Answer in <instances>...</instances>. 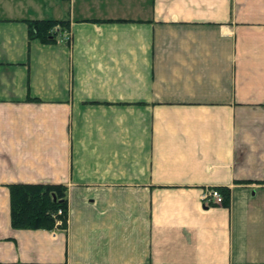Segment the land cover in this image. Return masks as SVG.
I'll use <instances>...</instances> for the list:
<instances>
[{
  "label": "crops",
  "instance_id": "crops-1",
  "mask_svg": "<svg viewBox=\"0 0 264 264\" xmlns=\"http://www.w3.org/2000/svg\"><path fill=\"white\" fill-rule=\"evenodd\" d=\"M17 183L65 226L13 228ZM0 264H264V0H0Z\"/></svg>",
  "mask_w": 264,
  "mask_h": 264
},
{
  "label": "trees",
  "instance_id": "trees-1",
  "mask_svg": "<svg viewBox=\"0 0 264 264\" xmlns=\"http://www.w3.org/2000/svg\"><path fill=\"white\" fill-rule=\"evenodd\" d=\"M25 24L28 39H36L44 44L55 42L57 34L66 29V23L62 20L31 19L26 20ZM217 191L222 205L226 206L227 188H218ZM8 194L10 224L13 228L49 230L57 219L61 220V226H65L66 199L61 185L10 184ZM57 210H61V213L57 214Z\"/></svg>",
  "mask_w": 264,
  "mask_h": 264
},
{
  "label": "built area",
  "instance_id": "built-area-1",
  "mask_svg": "<svg viewBox=\"0 0 264 264\" xmlns=\"http://www.w3.org/2000/svg\"><path fill=\"white\" fill-rule=\"evenodd\" d=\"M201 201L203 205L207 206L209 204H216L219 205L221 203V196L219 192L216 189H205L200 194ZM57 214L61 213V210H57ZM54 226L60 227L61 226V220H55Z\"/></svg>",
  "mask_w": 264,
  "mask_h": 264
},
{
  "label": "rangeland",
  "instance_id": "rangeland-1",
  "mask_svg": "<svg viewBox=\"0 0 264 264\" xmlns=\"http://www.w3.org/2000/svg\"><path fill=\"white\" fill-rule=\"evenodd\" d=\"M217 190V189H216ZM220 194V193H219ZM201 199V198H200ZM210 205V204H209ZM219 205H222V200H221V203ZM61 227H56V226H53L51 229L49 230H57V229H60Z\"/></svg>",
  "mask_w": 264,
  "mask_h": 264
},
{
  "label": "water",
  "instance_id": "water-1",
  "mask_svg": "<svg viewBox=\"0 0 264 264\" xmlns=\"http://www.w3.org/2000/svg\"><path fill=\"white\" fill-rule=\"evenodd\" d=\"M55 198H54V196L52 195V200H54Z\"/></svg>",
  "mask_w": 264,
  "mask_h": 264
}]
</instances>
